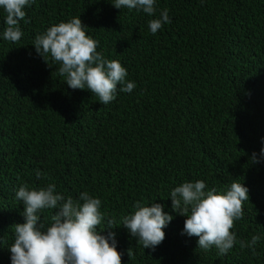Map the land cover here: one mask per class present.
<instances>
[{
    "label": "trees",
    "instance_id": "16d2710c",
    "mask_svg": "<svg viewBox=\"0 0 264 264\" xmlns=\"http://www.w3.org/2000/svg\"><path fill=\"white\" fill-rule=\"evenodd\" d=\"M113 2L35 0L16 43L3 39L0 9V264H11L13 224L24 222L15 192L49 183L65 198L79 200L84 191L99 198L117 225L136 202L164 206L173 219L155 250L122 225L111 229L122 264H264V0H155L153 16ZM164 9L171 22L152 35L148 22ZM73 17L98 52L126 68L131 93L118 85L103 105L88 90L69 88L59 66L36 53L37 34ZM37 170L49 179L38 180ZM197 180L205 191L233 182L248 189L232 231L237 241L260 235L255 254L237 243L217 255L181 234L185 217L172 212L169 194ZM54 212L40 214L45 228Z\"/></svg>",
    "mask_w": 264,
    "mask_h": 264
},
{
    "label": "clouds",
    "instance_id": "9594fccd",
    "mask_svg": "<svg viewBox=\"0 0 264 264\" xmlns=\"http://www.w3.org/2000/svg\"><path fill=\"white\" fill-rule=\"evenodd\" d=\"M34 2L0 0V9L6 14L4 40L20 41L23 36L20 21L28 22L25 8ZM111 4L119 10H142L148 16L156 11L155 0H114ZM170 22L168 9H164L160 18L149 20L150 33L155 35ZM86 28L79 17H73L37 34L32 46L46 64L52 66L48 63L50 58L59 66L57 73L69 88L88 90L107 105L116 98L118 85L125 93H131L136 85L126 80L127 70L118 60L106 59L97 51L98 41L86 34ZM260 158H264V147L260 149ZM251 159L260 162L256 153ZM35 175L38 180L49 179L39 170ZM55 187L52 183L38 189L21 185L15 192L16 200L24 206V222L13 224L15 239L8 247L11 264H122V254L117 251L115 232L111 229L122 225L143 249L155 250L165 239L163 229L173 219L162 204L143 206L136 202L135 211L123 216L122 223L117 225L113 219L105 218L99 198L87 191L80 193L79 200L65 198ZM205 189V182L197 180L184 182L170 191L172 212L185 217L181 234L197 237V247L202 250L215 247L217 255L227 254L237 243L241 249L250 248L255 254L260 235H253L247 242L237 241L232 231L235 222L243 218V203L249 201L248 189L241 182H233L222 192ZM44 210H55L46 228L40 216ZM105 230L106 235L102 234ZM126 251L128 258L134 255L131 248Z\"/></svg>",
    "mask_w": 264,
    "mask_h": 264
}]
</instances>
